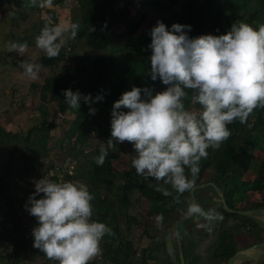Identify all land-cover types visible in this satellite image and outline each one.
<instances>
[{
	"label": "trees",
	"instance_id": "1",
	"mask_svg": "<svg viewBox=\"0 0 264 264\" xmlns=\"http://www.w3.org/2000/svg\"><path fill=\"white\" fill-rule=\"evenodd\" d=\"M130 1L132 7L129 12L138 14L135 25L129 28V20L123 19L122 28L113 29L111 23L116 21L111 22L109 17L116 19L115 13L125 7L126 0H0V12L6 14L9 36L2 46L10 55L12 51L19 52L15 64L31 62L34 65V73L27 74L29 77L41 78V82L30 81L28 85L30 90L37 85L39 103L35 121L26 133L21 135L0 126V155L5 157V160L0 159L1 264L5 261L8 264H26L34 258L25 253L34 248L32 228L37 221L34 217H26L22 209L29 196L35 192V183L41 178L53 182H59L60 179L84 183L94 195L95 199L91 201L93 219L107 224L113 234L105 235L100 243V253L89 264H148L149 259L166 251L165 235L171 230L172 222L182 214L181 205L189 201L188 192L179 196V199L174 198V192L164 195L157 190V186H170L162 183L158 185L155 180L138 176L131 166V160L128 161V169L122 170L118 177L111 180L114 173L112 160L125 152L123 143L108 149L103 166L95 163V157L100 154L102 146L107 147L110 137L111 111L105 109L111 110L114 101L133 86L151 89L153 94L167 87L159 79L153 81L149 74L151 49L147 46L151 42L148 33L152 26H147L146 34L135 36L134 32L145 17V7L156 8L165 3H172L175 7L172 13L167 12L170 18L168 28L173 23L191 25V31L188 32L190 37L221 35L230 29L232 23L243 22L257 29L260 24H264V0ZM71 9L77 10V15L70 16L67 26L62 27L60 12ZM74 25H78V28L73 36ZM45 27L62 32L60 39L64 42L54 59H48L36 46V37ZM123 39H128L125 45L121 44ZM81 40L85 49L82 48ZM19 46H23V50ZM78 47L80 53L77 52ZM13 80L10 78L8 88ZM65 89L74 92L79 90L82 95L91 94L93 98L98 94L103 95L101 103L104 110L99 111L95 101L89 105L83 99L78 110L71 108L63 95ZM185 103L191 106L188 101ZM90 106L96 109L94 115L89 113ZM227 127L232 133L230 138L220 149L207 150L209 155L201 160L194 184L212 182L219 186L225 204L232 210L264 208V108L254 109L246 124L237 121ZM53 135H58V138L53 139ZM231 150L237 151L234 152L232 164L225 160ZM252 155L257 158V162L251 169L248 160ZM56 157H61L59 164H56ZM25 159L27 164L20 166L19 161ZM70 164L72 168L68 174ZM54 169L58 170L59 178ZM88 180L94 184H88ZM110 180L118 181L113 188L109 186ZM98 181L101 184H97ZM204 190L209 191L208 201L212 206L204 212L214 209L212 216L215 217V225L213 231L208 226L209 219H206L203 233L221 232L229 219L246 220L241 215L225 211L221 205L217 207L220 200L212 186ZM201 191L195 189L193 194L198 196ZM132 194H135L134 199L131 198ZM141 201L154 204L152 211L156 212L155 221H138L134 203ZM148 209L144 208L145 211ZM199 216L202 219L205 217ZM191 218L179 225L183 228ZM28 222L30 227L27 228ZM136 228L140 229L139 238L145 240L138 255L133 249L135 244L131 237ZM226 245L224 248L225 244L214 240L210 244L212 248L206 249L207 257L225 259L221 252L228 249L227 253H230L232 247L231 244ZM35 255H39L41 264H50L39 250Z\"/></svg>",
	"mask_w": 264,
	"mask_h": 264
},
{
	"label": "clouds",
	"instance_id": "2",
	"mask_svg": "<svg viewBox=\"0 0 264 264\" xmlns=\"http://www.w3.org/2000/svg\"><path fill=\"white\" fill-rule=\"evenodd\" d=\"M189 31L191 25L173 23L168 28L160 20L150 29L149 74L167 87L155 94L136 86L124 91L112 105L107 147L95 157L103 166L109 148L131 143V166L137 175L169 185L157 190L174 192L175 199L191 192L207 150L220 149L230 138L227 126L246 124L254 109L264 108V24L254 29L232 23L221 35L190 37ZM61 36L59 29L45 27L36 46L54 59L64 42ZM22 66L27 74L34 73L33 64ZM63 95L77 110L82 99L91 105L104 98L71 89ZM95 112L90 106L89 113ZM94 199L84 183L38 180L26 204L37 221L33 247L56 264H89L100 253L105 235L113 234L107 224L93 219ZM189 212L207 219L212 215L196 204L189 205Z\"/></svg>",
	"mask_w": 264,
	"mask_h": 264
},
{
	"label": "rangeland",
	"instance_id": "3",
	"mask_svg": "<svg viewBox=\"0 0 264 264\" xmlns=\"http://www.w3.org/2000/svg\"><path fill=\"white\" fill-rule=\"evenodd\" d=\"M127 2L125 3V7L119 8L118 12L115 13V18L116 19H111L109 17V20L112 22L113 20L116 21V23L112 24L111 23V28L115 29L116 27L122 28V20L123 19H128L130 26L129 28H133V25H135L136 20L138 19V14L135 13H130L129 10L132 7V2L130 0H126ZM27 6V5H26ZM175 9L173 4L171 3H165L164 5H159L156 8H150V7H145V17L144 19L139 23L138 27L136 28L134 35L137 36L139 34H146L147 26H154L155 23L158 20H162L163 23H165L166 26H170V18L169 14L167 12L172 13V11ZM71 9L69 11L67 10H62L60 12V24L62 27L67 26V19L70 16H76L77 15V10ZM114 11V10H113ZM6 14L3 12H0V126L4 130H8L10 132H19L21 135L26 133L27 128L35 121L36 115H37V109L36 106L39 103V100L37 98V85L30 90L28 88L29 82L34 81L36 83L41 82L40 77H29L27 73L25 72V69L22 65L20 64H15L16 58L19 56L18 51H12V48L10 47V51H12L11 55L6 52L4 46H2L3 42L8 41L9 36H8V31H7V25L8 22L6 20ZM129 30V29H128ZM128 39H123L122 43L125 45L127 43ZM82 48L85 49L84 42L81 40L80 41ZM80 45V46H81ZM77 52L80 53L81 50L79 47L77 48ZM120 57V56H119ZM31 63V62H30ZM10 78H13L14 80L12 81V84L10 85L11 87L8 88V85L10 84ZM3 93V94H2ZM143 95V94H142ZM96 107L99 111L104 110L102 107L101 101L96 102ZM105 111L110 112L111 110L109 108L105 109ZM111 114V112H110ZM109 114V115H110ZM111 117V116H110ZM53 139L58 138V135H53ZM124 150L125 152L122 153L121 156H119L117 159L112 160V165L114 168V173L110 177L111 180H113L116 176L118 177V174L121 173L122 170L128 169V161L132 159L133 153H132V145L131 143L125 142L123 143ZM234 152H237L236 150H231V152L227 155L226 161L230 164L233 163L234 161ZM1 160H5V157H2L0 155ZM61 157H56V164L60 163ZM249 168H253L256 165L257 158L252 155V157L249 158ZM27 164L26 159L19 161L18 164L23 167V164ZM24 164V165H25ZM55 173L58 171L57 169L55 170ZM116 171V172H115ZM119 171V172H118ZM51 173V172H50ZM58 173V172H57ZM58 178H59V173H58ZM110 180V181H111ZM109 181V180H108ZM111 181L109 184L110 188H113V186L118 182ZM59 182H64L59 179ZM88 184H94L92 180L87 181ZM97 184H101V181H98ZM218 190H220L218 187L215 186ZM216 193V192H215ZM254 199H257L255 195H252ZM131 198H135V194L131 195ZM252 201V200H251ZM250 201V202H251ZM20 205V204H19ZM134 206H136L135 214L137 216L138 221L140 220H149V221H155L156 220V212L155 210L152 211L154 204L147 202V201H141L138 203H134ZM149 208L147 211L144 210V208ZM156 207V206H155ZM157 208V207H156ZM186 209V204H182L180 210L184 212ZM23 214L30 218H33L27 211L26 205L22 209ZM256 218H259V216H256ZM264 218V216H263ZM213 222H215V218H211ZM191 222V221H190ZM231 223L234 224L235 220H227L226 225H230ZM189 224H187L188 226ZM30 227V222L27 223V228ZM190 227H181L180 225L178 226V232H179V237L182 238V232L183 229L186 232H189L188 229ZM203 228V225L200 227V229ZM180 229V230H179ZM217 229V228H216ZM198 229L193 232L192 236L189 238L187 241V246L189 248H192L194 245L195 239L198 237V233L196 232ZM231 233L234 234L235 230L231 229ZM252 231H255V229H252ZM192 231L190 232V234ZM140 235V229L134 230L131 234L132 241L134 242L133 249L136 252V254H139V248L141 246H144L145 240L144 238H139ZM203 238V236L200 234L199 236V241ZM210 241H205L203 243L204 250L206 249L207 245L211 242ZM180 242V241H179ZM198 244L195 245V249L197 248ZM182 250V255L185 257V248L186 246H183ZM11 248L9 249V251ZM8 251V252H9ZM38 250L36 248H32L31 252L25 253V255L34 256V258L30 261L27 262L26 264H41V262L38 261V256L35 255ZM196 251V250H195ZM190 252V249H189ZM188 252V253H189ZM233 252V250H231ZM200 254V253H199ZM198 254V255H199ZM203 257L206 255L202 253ZM19 256L16 258L15 261H17ZM178 258H180L179 253H178ZM166 254L165 253H160L157 258H152L149 259L148 264H166ZM50 264H56V262L48 260ZM8 261L3 262L2 264H8ZM1 264V263H0Z\"/></svg>",
	"mask_w": 264,
	"mask_h": 264
},
{
	"label": "flooded vegetation",
	"instance_id": "4",
	"mask_svg": "<svg viewBox=\"0 0 264 264\" xmlns=\"http://www.w3.org/2000/svg\"><path fill=\"white\" fill-rule=\"evenodd\" d=\"M207 187H201V188H197V189H202L200 195L195 196L194 195V203L196 205H199L203 210H206L208 208H211V204L208 201V195L207 192H209L208 190H204ZM189 197V195H188ZM219 198V197H218ZM251 199V196L248 200ZM188 203H190L189 201H185L184 204H186V209L184 210L183 213H186L189 211V205ZM220 204L217 205V207H219ZM216 207V205L214 206V208ZM264 208H259L258 210H260L258 213H255L253 215H241V217H245L246 220H243L242 218H238L235 219V223L231 224L232 228L228 225H224L223 229L221 232L218 233V230L215 232H204V228L206 225V217H204L202 219V217H198V215L193 214L192 216H190L189 218H191V222L188 221L186 223V225L184 227H190L186 230H188L189 232H186L183 229V234H182V238L179 237L180 239V253L182 256V262L184 264L188 263V262H193L194 264H203V262H224L223 264H225L226 262H228V260L232 257L235 256L232 260L230 264H251L249 258H247V256H252L254 254H256V252L264 247V211H261ZM214 209H211L210 211H208V213H213ZM213 215V214H212ZM211 215V218H213L214 216ZM255 216V217H253ZM256 216H259V218H256ZM188 218V219H189ZM215 218V217H214ZM186 219V220H188ZM221 219V218H218ZM185 221V220H184ZM183 221V222H184ZM209 227L210 229H212L214 231V225L215 222H213L211 219H209ZM187 224H189L187 226ZM204 226V228H202L200 230L201 226ZM235 226L237 227V230L235 231L234 234H232L231 229L235 230ZM181 228V226H180ZM198 229V231H196L198 233V237L195 239L194 245L192 246V248H189L187 246V241L189 240V238L192 236L193 232H195V230ZM252 229H255V231H252ZM180 230V229H179ZM192 231V233L190 234V232ZM170 234V241H171V250L170 252L165 251L166 253V260L168 262H166V264H179L180 259L178 258V248L175 242V238L174 235L172 233V231H169ZM179 234V232H178ZM200 234L203 236V238L199 241V236ZM232 234V235H231ZM212 240L207 247L208 248H212L210 246V244H212V242L214 240H217V242H220L222 245L225 244L224 248L227 246L226 244H231L232 247H230V253H227L228 249H225L224 251L221 252V254L224 256L225 259H217V258H209L207 257V247L204 250V246L203 243L205 241H210ZM198 244L197 248L195 249V245ZM183 246H186L185 248V257H183L182 255V250H183ZM190 249V252H189ZM196 250V251H195ZM231 250H233V252H231ZM189 252V253H188ZM200 253V254H199ZM203 254H205L206 256L203 257L201 256ZM199 254V255H198ZM220 254V255H221ZM238 255V256H236ZM245 256V257H243ZM157 258V257H155ZM254 264H264V253L255 259Z\"/></svg>",
	"mask_w": 264,
	"mask_h": 264
},
{
	"label": "water",
	"instance_id": "5",
	"mask_svg": "<svg viewBox=\"0 0 264 264\" xmlns=\"http://www.w3.org/2000/svg\"><path fill=\"white\" fill-rule=\"evenodd\" d=\"M207 186H212L214 191L216 192V194L218 195L219 197V200H220V205L222 206V208L227 211V212H230V213H235V214H238V215H253L255 213H258L260 210L258 209H246V210H232L230 208L227 207V205L225 204L224 200H223V197H222V193L220 190H218L215 185L212 183V182H203V183H198V184H194V187L192 188L191 192H188L189 194V200H190V204H195L194 203V194H193V191L197 188H201V187H207ZM261 211H264V209H262ZM193 214L190 213L189 211L186 212V213H183L181 214L180 216H178V218L172 222L171 224V231L174 235V238H175V242H176V245H177V248H178V253H179V256H180V261L179 264H184L182 262V256H181V253H180V249H179V246H180V239H179V234H178V226L180 223H182L184 220L188 219L190 216H192ZM255 217V216H253ZM165 249L167 252H170L171 250V241H170V234L169 232H167V234L165 235ZM10 246V245H9ZM264 253V247L259 249L256 254L252 255V256H247V258H249V260L251 261L250 263L251 264H254L255 262V259L260 257L262 254ZM21 255V253H20ZM238 256V255H236ZM235 256H232L228 262H226L225 264H230L231 263V260L234 258ZM245 257V256H243Z\"/></svg>",
	"mask_w": 264,
	"mask_h": 264
},
{
	"label": "built area",
	"instance_id": "6",
	"mask_svg": "<svg viewBox=\"0 0 264 264\" xmlns=\"http://www.w3.org/2000/svg\"><path fill=\"white\" fill-rule=\"evenodd\" d=\"M71 168H72V164H70L69 167H68V171H67L68 174H70V172H71ZM59 176H60V175H59Z\"/></svg>",
	"mask_w": 264,
	"mask_h": 264
}]
</instances>
